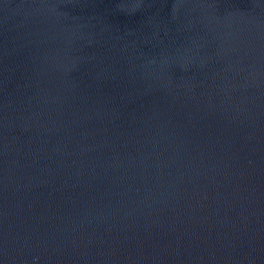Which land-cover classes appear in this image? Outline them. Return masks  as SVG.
I'll return each mask as SVG.
<instances>
[{"label":"water","instance_id":"95a60500","mask_svg":"<svg viewBox=\"0 0 264 264\" xmlns=\"http://www.w3.org/2000/svg\"><path fill=\"white\" fill-rule=\"evenodd\" d=\"M0 264H264V0H0Z\"/></svg>","mask_w":264,"mask_h":264}]
</instances>
